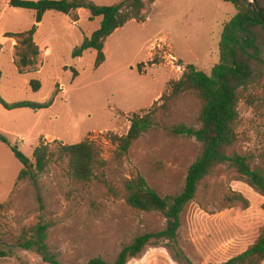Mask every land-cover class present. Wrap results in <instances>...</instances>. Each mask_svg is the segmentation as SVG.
Returning <instances> with one entry per match:
<instances>
[{"label": "rangeland", "instance_id": "374dc122", "mask_svg": "<svg viewBox=\"0 0 264 264\" xmlns=\"http://www.w3.org/2000/svg\"><path fill=\"white\" fill-rule=\"evenodd\" d=\"M235 13L223 0L146 1L143 21H128L108 36L105 60L96 66L94 50L80 57H72V51L98 28L100 17L90 20L85 9H77L76 20L47 11L35 24L33 10L0 0V133L30 163L41 142L55 149L86 139L101 148L104 159L87 183L69 175L66 158L52 159L36 177L17 180L23 165L0 141V246L5 251L0 264H49L35 250L19 246L20 235L38 223L48 226L47 253L61 264H85L95 256L112 262L138 234L164 227L161 213L126 204L122 183L140 174L161 196L182 190L201 144L193 137L171 135L164 127H198V99L180 95L169 103L168 112L158 110V126L142 134L122 157L116 156L112 137L127 133L133 114L160 105L187 64L210 72L218 61L223 23ZM33 25L37 62L20 70L15 34ZM31 81L40 87L33 89ZM247 93L251 95L237 103L235 149L255 158L264 151V89L255 85ZM22 101L51 105L36 111L4 107ZM231 191L241 193L248 206L229 202ZM263 200L232 168L219 165L186 205L176 241L148 245L126 264H220L245 250L264 228Z\"/></svg>", "mask_w": 264, "mask_h": 264}, {"label": "trees", "instance_id": "16d2710c", "mask_svg": "<svg viewBox=\"0 0 264 264\" xmlns=\"http://www.w3.org/2000/svg\"><path fill=\"white\" fill-rule=\"evenodd\" d=\"M10 7L30 9L35 12L34 21L40 23L47 11L60 12L77 19V9L89 12V19L100 17V23L88 37L74 47L72 57H80L86 50L96 52L95 65L105 60L104 43L116 29L128 21H143L145 2L155 0H122L112 4H96L91 0H5ZM231 3L236 13L223 23L218 41V61L209 73L198 69L194 64H187L181 77L172 84L167 95H162V103L155 105L143 115L133 114L125 135H113L117 157L124 156L130 146L142 134L158 126L155 120L158 110L169 111L170 102L180 95H193L198 99V127L184 123L165 126L171 135L193 137L201 144V150L189 165L182 190L173 196H161L151 188L145 178L136 174L125 178L122 183L121 197L133 209L147 213H161L165 219L163 228L138 234L131 243L123 246L112 262L100 256L90 258L85 264H126L130 258L138 256L148 245L160 242L176 241L181 226V215L186 205L196 195L200 182L212 174L219 165H227L236 173L237 179L250 186L264 199V151L258 156L239 153L235 149L237 141L238 109L237 103L247 98V93L255 85L264 89V22L245 0H223ZM264 17V0H254ZM36 25L24 32L15 34L17 44L15 54L20 70L36 64L39 47L33 40ZM33 89L40 87L38 81H31ZM51 105L29 101L4 104L7 109L31 108L36 111ZM0 141L8 144L14 156L23 165L17 180L26 176L36 177L44 172L52 159L66 158L69 175L76 181L87 183L94 175V169L101 166L104 159L101 148L93 141L82 140L72 144H61L51 149L48 143L41 142L32 151L33 163L18 148L10 145L0 133ZM229 202H241L248 206V200L239 192L231 191L226 195ZM2 204H0V207ZM264 210V200L262 204ZM46 224H36L25 230L19 238V246L35 250L49 264H61L47 253ZM5 251L0 246V256ZM264 262V228L255 240L242 252L220 264H261Z\"/></svg>", "mask_w": 264, "mask_h": 264}, {"label": "water", "instance_id": "95a60500", "mask_svg": "<svg viewBox=\"0 0 264 264\" xmlns=\"http://www.w3.org/2000/svg\"><path fill=\"white\" fill-rule=\"evenodd\" d=\"M246 2H248L250 4V7L253 9V11L257 14V16L264 22V17L260 14V12L258 11L254 0H245Z\"/></svg>", "mask_w": 264, "mask_h": 264}]
</instances>
